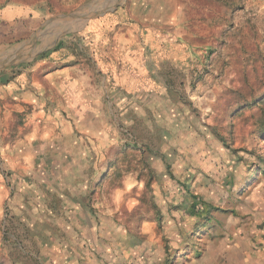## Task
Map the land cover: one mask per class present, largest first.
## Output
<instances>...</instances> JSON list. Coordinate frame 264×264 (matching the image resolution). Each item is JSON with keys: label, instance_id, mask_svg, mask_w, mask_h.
I'll return each instance as SVG.
<instances>
[{"label": "rangeland", "instance_id": "obj_1", "mask_svg": "<svg viewBox=\"0 0 264 264\" xmlns=\"http://www.w3.org/2000/svg\"><path fill=\"white\" fill-rule=\"evenodd\" d=\"M193 1L178 0L177 26L167 29L171 37L192 39L194 45L185 46L190 55L181 69L164 74L171 104L155 100L158 105L150 110L157 112L149 114L147 124H116L117 140L102 138L95 165L74 170V184L63 179L70 192L85 198H37L28 176L16 187L11 173H0L9 193L0 214V264H40L49 261L47 249L53 250V260L62 258L64 242L75 249L70 255L80 264H196L221 241L222 226L209 212L222 203L206 201V192L211 193L206 180L218 185L214 194L221 197L228 172L223 163L243 143L233 147L235 138L264 137V0H196V6ZM127 2L0 0V12H23L16 27L0 26V57L23 41L33 45L24 57L11 53L6 81L18 72L10 69L31 62L38 25L100 18L97 10L116 12ZM110 17L102 14L101 20L106 24ZM29 23L34 27L27 29ZM86 151L87 159L94 157ZM71 164L68 160L67 167ZM46 173L58 181L65 176L64 170ZM30 228L52 230L46 236L52 242L39 234L35 244ZM62 228L70 233L64 235Z\"/></svg>", "mask_w": 264, "mask_h": 264}, {"label": "crops", "instance_id": "obj_2", "mask_svg": "<svg viewBox=\"0 0 264 264\" xmlns=\"http://www.w3.org/2000/svg\"><path fill=\"white\" fill-rule=\"evenodd\" d=\"M178 3V0H128L116 12L96 11V16H111L105 18L106 24L101 17L61 25L54 19L48 20L35 30L31 62L10 69L18 70L11 74L10 81L5 78L9 72L5 68L7 59L13 56L12 52L14 57H24L25 49L33 45L31 41H23L10 54L1 56L0 78L4 77L6 82H0V173H11L16 187L21 185L23 176H28L29 187L37 198H64L66 194V198H85L84 194L69 191L67 179L71 178L74 184L77 177L72 174L74 170L83 172L87 165H95L102 138L109 136L116 141L118 137L112 130L119 123H149V114L156 115L157 111H151L150 107L158 105L157 99L162 106L171 104L166 96L172 90L164 74L166 69L171 72L181 69L182 61L190 55L185 46H194L192 39L182 42L167 33V29L177 26ZM95 4L101 8L98 1ZM190 4L196 6L197 1ZM22 15V10L3 9L0 26L16 27ZM32 20L34 17L28 22ZM30 23L27 29L34 27ZM106 28L109 32L103 36ZM59 34L62 35L48 43ZM126 126L133 130L132 126ZM253 136L240 134L235 138L233 147H237L238 141L243 143L223 163L228 172L221 185V197L214 194L218 185L206 180L212 193L206 192V201L222 203L220 207H211L213 212H209L222 226V238L208 257L196 264H264V137L258 133ZM87 148L94 157L87 159ZM68 160L73 163L69 168ZM215 165V162L207 164V171ZM60 170L65 172L61 181L46 173ZM8 197L0 176V214ZM60 231L64 235L70 233L67 228ZM29 234L35 244L40 240L39 234L51 243L46 236L54 232L30 228ZM60 249L66 252L62 258L53 260V250L47 249L49 261L40 264H80L76 259L73 261L70 254L75 249L68 243L64 242Z\"/></svg>", "mask_w": 264, "mask_h": 264}, {"label": "trees", "instance_id": "obj_3", "mask_svg": "<svg viewBox=\"0 0 264 264\" xmlns=\"http://www.w3.org/2000/svg\"><path fill=\"white\" fill-rule=\"evenodd\" d=\"M206 204V203H205ZM210 206V205H209Z\"/></svg>", "mask_w": 264, "mask_h": 264}]
</instances>
